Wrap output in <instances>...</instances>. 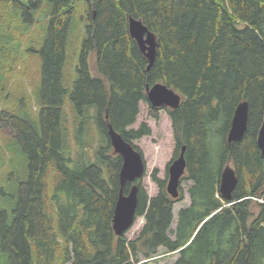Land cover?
I'll use <instances>...</instances> for the list:
<instances>
[{"label":"trees","instance_id":"obj_1","mask_svg":"<svg viewBox=\"0 0 264 264\" xmlns=\"http://www.w3.org/2000/svg\"><path fill=\"white\" fill-rule=\"evenodd\" d=\"M0 1L27 10L18 0ZM76 1L86 7L85 34L75 79L66 88L62 70ZM48 2L47 28L37 50L36 120L6 111L0 99V124L11 128L27 161V177L19 183L16 199L8 209L0 205V250L8 264H136L157 256L159 247L178 254L173 264H264V157L256 146L264 110V0ZM129 16L155 35L149 69L129 34ZM23 17L33 22L29 12ZM155 82L180 95L176 108L149 104L146 86ZM1 97L5 101L7 91ZM141 101L149 104L154 118L161 108L168 113L173 157L185 146L181 179L192 185L190 204L179 210L172 229V208L182 198L181 187L179 197L172 198L165 189L167 176L154 170L151 178L158 191L149 197L138 179L135 216L144 223L129 239L112 228L122 159L112 151L107 127L131 144L149 135L144 122L131 127ZM241 101L248 102L246 131L228 143L233 112ZM66 104L74 119L73 139L81 147L76 160L70 156ZM87 137L97 143L94 160L88 162ZM227 162L237 175L229 204L218 190ZM129 187L125 183L123 193Z\"/></svg>","mask_w":264,"mask_h":264},{"label":"rangeland","instance_id":"obj_2","mask_svg":"<svg viewBox=\"0 0 264 264\" xmlns=\"http://www.w3.org/2000/svg\"><path fill=\"white\" fill-rule=\"evenodd\" d=\"M18 1L26 5L27 10L24 7L15 6L11 1H0V79L3 81V83L0 81L1 106L21 118L36 120L40 85V56L37 50L46 32L50 5L48 0ZM74 8L76 14L70 21L62 70V83L66 88H70L75 79V65L80 43L85 34L86 7L82 2L76 1ZM25 11L29 12L33 18L32 23L24 20ZM89 63L90 70L94 73L93 57ZM5 91H7V97L3 101L1 96ZM67 106L66 104L70 156L76 160L79 159L81 147L73 139L71 132L74 119ZM149 110V104L141 101L139 113L131 127L136 128L143 122L150 127L149 135L132 140V144L137 147L144 158L146 166L140 183L151 197L158 191L156 183L151 178V173L156 170L157 176L161 178L168 176L167 169L174 158L175 142L171 120L166 110L159 109L158 118L152 117ZM11 131L6 124H0V205L5 209H8L16 199L19 183L27 177L26 156L15 144ZM88 139L89 142L84 148V160L87 162L94 160L93 148L97 146L96 140L91 137H87ZM227 164L229 162L223 167ZM191 185L192 181L189 179L180 181L182 198L173 204L172 229L176 227L179 210L190 204L188 189ZM143 223L142 216L136 217L134 224L125 232L126 237L135 238ZM156 255L150 260L142 259L136 264H173L178 256L177 253L168 254L163 247L158 248ZM0 264H8L7 254L1 250Z\"/></svg>","mask_w":264,"mask_h":264},{"label":"water","instance_id":"obj_3","mask_svg":"<svg viewBox=\"0 0 264 264\" xmlns=\"http://www.w3.org/2000/svg\"><path fill=\"white\" fill-rule=\"evenodd\" d=\"M128 31L135 40L139 50L148 60L147 69L151 66L155 51L156 38L143 22L133 16L128 17ZM147 101L152 107L176 108L181 100L180 95L168 85L162 82H155L146 86ZM248 102L241 101L237 104L230 123V128L226 135L228 143L240 140L247 126ZM107 134L110 145L115 154H118L122 163L119 170L120 188L118 197L114 205L112 216V228L117 236L125 232L134 224L137 206V180L143 177L145 172V161L141 152L133 144L126 141L120 133L116 132L110 124L107 127ZM256 146L260 156L264 157V110L262 122L256 136ZM185 146H182L178 155L168 165V176L166 180V192L172 198H178L180 194L179 186L181 177L186 170V161L184 157ZM129 182L130 187L127 193H123V186ZM237 184V175L234 168L227 164L223 167L220 175L218 190L223 200L228 204L232 199V191Z\"/></svg>","mask_w":264,"mask_h":264}]
</instances>
